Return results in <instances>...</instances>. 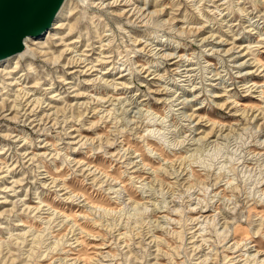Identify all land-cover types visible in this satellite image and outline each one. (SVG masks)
<instances>
[{"label":"rangeland","instance_id":"rangeland-1","mask_svg":"<svg viewBox=\"0 0 264 264\" xmlns=\"http://www.w3.org/2000/svg\"><path fill=\"white\" fill-rule=\"evenodd\" d=\"M69 5L0 81V264H264V0Z\"/></svg>","mask_w":264,"mask_h":264},{"label":"water","instance_id":"water-1","mask_svg":"<svg viewBox=\"0 0 264 264\" xmlns=\"http://www.w3.org/2000/svg\"><path fill=\"white\" fill-rule=\"evenodd\" d=\"M64 0H0V60L24 52L23 39L48 29Z\"/></svg>","mask_w":264,"mask_h":264},{"label":"bare ground","instance_id":"bare-ground-1","mask_svg":"<svg viewBox=\"0 0 264 264\" xmlns=\"http://www.w3.org/2000/svg\"><path fill=\"white\" fill-rule=\"evenodd\" d=\"M71 1L72 0H64L59 11L55 15L50 27L48 29H46L42 35H40L37 38L25 37L23 39V46H24V52L23 53H18V54H15L13 56H10V57H7V58L0 60V81H1V84H3L2 89H8L11 86L17 85V82H13V79H14L13 77L16 74V68H19V65L21 62L31 61V63H32L33 58L46 57V56H48V54H50L48 52L43 53L40 50L41 49L40 47L43 46V43H41V42H43L45 40L48 43V49H50L52 47L53 41H55L57 39V38H55L57 36L56 34L59 31L63 30L66 26H68L64 22H65V20L69 19V15L71 14V11L73 10L70 7V5L72 3L69 5V3ZM114 2H116V1H114ZM114 2H112V3H114ZM72 27L73 26L70 25L68 30L71 31ZM10 63H12V65H14L15 67L14 68H8ZM9 80H10V82L7 83V81H9ZM24 96H26V95H24ZM6 107H7L6 102H2L0 104V111H2V109H4V108L6 109ZM12 119H15V118H12ZM8 141H9V139H8Z\"/></svg>","mask_w":264,"mask_h":264}]
</instances>
